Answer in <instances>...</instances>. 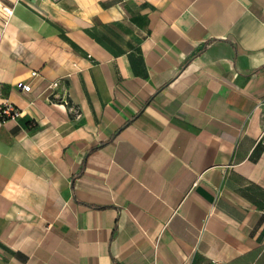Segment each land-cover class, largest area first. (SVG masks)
I'll use <instances>...</instances> for the list:
<instances>
[{
    "label": "crops",
    "instance_id": "1",
    "mask_svg": "<svg viewBox=\"0 0 264 264\" xmlns=\"http://www.w3.org/2000/svg\"><path fill=\"white\" fill-rule=\"evenodd\" d=\"M5 101L0 264H264V0H0Z\"/></svg>",
    "mask_w": 264,
    "mask_h": 264
},
{
    "label": "built area",
    "instance_id": "2",
    "mask_svg": "<svg viewBox=\"0 0 264 264\" xmlns=\"http://www.w3.org/2000/svg\"><path fill=\"white\" fill-rule=\"evenodd\" d=\"M5 9L7 10V8ZM32 74H36V71H32ZM16 84L21 89H24V90L30 89V85L23 83V81H18ZM75 112H76V115H79L78 111H75ZM3 113L16 117L20 114V111H18V109L13 105V103L5 101L0 104V114H3Z\"/></svg>",
    "mask_w": 264,
    "mask_h": 264
}]
</instances>
